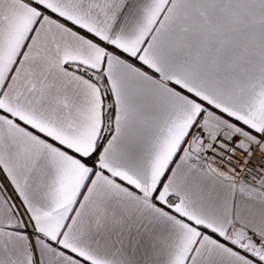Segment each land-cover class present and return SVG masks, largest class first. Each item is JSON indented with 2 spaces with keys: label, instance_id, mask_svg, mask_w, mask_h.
<instances>
[{
  "label": "snow or ice",
  "instance_id": "1",
  "mask_svg": "<svg viewBox=\"0 0 264 264\" xmlns=\"http://www.w3.org/2000/svg\"><path fill=\"white\" fill-rule=\"evenodd\" d=\"M0 264H264V0H0Z\"/></svg>",
  "mask_w": 264,
  "mask_h": 264
}]
</instances>
